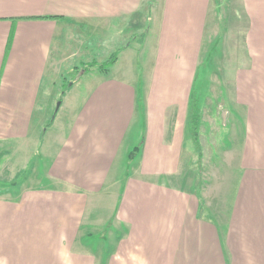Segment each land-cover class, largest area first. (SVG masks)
<instances>
[{"label": "crops", "instance_id": "1", "mask_svg": "<svg viewBox=\"0 0 264 264\" xmlns=\"http://www.w3.org/2000/svg\"><path fill=\"white\" fill-rule=\"evenodd\" d=\"M81 68L50 133L42 94ZM78 236L88 264H264V0H0V264Z\"/></svg>", "mask_w": 264, "mask_h": 264}, {"label": "rangeland", "instance_id": "2", "mask_svg": "<svg viewBox=\"0 0 264 264\" xmlns=\"http://www.w3.org/2000/svg\"><path fill=\"white\" fill-rule=\"evenodd\" d=\"M152 17V16H151ZM232 21L234 22V20L231 19L230 23L231 25L229 26V30L226 33V37H225V49L226 52H228V59L226 60V62H230V53H233V55L238 52L241 51V49L244 48V39H245V32H246V28L248 23H246V21H243L242 23H238L236 21V23H232ZM152 22H148V27H147V32H149V36L152 35ZM142 35H144V33H142ZM143 41V40H142ZM146 43V48L147 45L149 43L148 39H146L144 41ZM232 48H235V50H231ZM219 50V47L216 48V51ZM143 55V53H141ZM141 56V55H140ZM109 59V57H108ZM107 59V60H108ZM106 61V60H105ZM105 61L102 62H97V61H93L97 62V63H103ZM72 63H79V59H73ZM92 63H88V65L90 66V64ZM230 64V63H229ZM140 67L143 68L144 67V62H143V56H141L140 58ZM90 71H93L94 69L97 68H89ZM86 68H81L80 70H71V71H67L64 72V75L61 77V80L59 82L55 81V84L53 82V84H51L49 87L46 88L45 92H43L42 94V108L44 111V115H45V123H44V129L48 130L50 133H52V131L58 127H60V124L64 123V119H65V108L61 109L62 107V102L64 98V95L67 96L68 90L69 88L76 83L77 81H80L82 78V81L85 79L83 78V74L84 71L86 72ZM54 86H57L56 89H54ZM53 89H52V88ZM65 93V94H64ZM70 94V93H69ZM206 98H209V93H203L202 89L200 88V86L198 85L196 87V90L194 91L193 94V101H199V100H204ZM61 106V107H60ZM195 110V109H194ZM200 110V109H199ZM56 118L55 122L54 119ZM57 125V126H56ZM55 127V128H54ZM194 124L191 122L190 124V136L192 137L194 134ZM49 133V134H50ZM137 136H132L129 142V145H135L139 147V141L137 140ZM49 138L47 137L44 142L46 143V141ZM134 145V146H135ZM133 146V147H134ZM32 147L29 148V152H32V156H29L30 161L27 165V167L24 169V171L22 173H20L19 179H18V183L21 184L23 182H26L29 178H32L34 175H40L41 172L43 171V168L45 167V161L44 159L41 158L40 156V152L41 149L37 148L39 151L36 152L35 150L31 149ZM135 150H133L132 152H134ZM132 165L129 164L127 166V169H125L124 174L128 175L130 174L129 172L132 170ZM127 170V171H126ZM129 170V172H128ZM34 173V174H33ZM211 173H207L206 177L211 179ZM8 183V182H6ZM17 183V182H16ZM77 243L73 244V245H68L69 250L65 251L64 248L66 247L65 244L62 245L61 244V251L58 252L56 250L50 251V252H46L45 255V263L46 264H88V238L87 237H77ZM89 247H92V250H95L96 254H100L99 252V246L98 244L96 245L95 243H93L92 245L89 243ZM111 259V257L109 259H107L109 262V260Z\"/></svg>", "mask_w": 264, "mask_h": 264}, {"label": "trees", "instance_id": "3", "mask_svg": "<svg viewBox=\"0 0 264 264\" xmlns=\"http://www.w3.org/2000/svg\"><path fill=\"white\" fill-rule=\"evenodd\" d=\"M118 52L112 54L108 60H106L103 63H97L94 62L90 64L89 68H97L99 71L102 72H109L111 67L116 64L118 61ZM195 109V110H194ZM191 122L194 124V137H197L198 135V128H199V123H200V110L197 108V104L194 101L192 109H191Z\"/></svg>", "mask_w": 264, "mask_h": 264}]
</instances>
